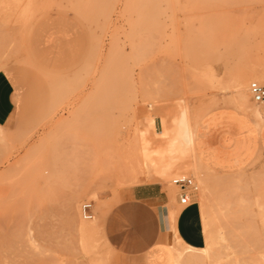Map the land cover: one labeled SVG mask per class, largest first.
Returning <instances> with one entry per match:
<instances>
[{"label": "rangeland", "instance_id": "1", "mask_svg": "<svg viewBox=\"0 0 264 264\" xmlns=\"http://www.w3.org/2000/svg\"><path fill=\"white\" fill-rule=\"evenodd\" d=\"M53 29L74 56L62 69L34 46ZM258 69L264 0H0V71L17 76L21 112L16 129L0 126V264H147L110 250L95 222L140 185L131 168L144 150L169 147L186 165L144 181L168 195V252L179 264H264V156L221 173L195 144L216 110L253 116L245 103L262 117L246 79ZM179 178L199 189L204 247L177 232Z\"/></svg>", "mask_w": 264, "mask_h": 264}, {"label": "crops", "instance_id": "2", "mask_svg": "<svg viewBox=\"0 0 264 264\" xmlns=\"http://www.w3.org/2000/svg\"><path fill=\"white\" fill-rule=\"evenodd\" d=\"M43 32L34 34L38 56L50 60L56 69L72 65L73 52L69 53L64 44L69 39L66 30L53 29L46 35ZM47 44L51 45L49 49ZM12 72L0 71V126L7 130H14L21 124L20 85ZM241 108L249 110L253 116L244 111L220 109L204 118L198 127L195 142L198 153L202 162L215 171H238L264 156V114L256 117V109L247 108L245 103ZM257 110L264 112V107ZM156 183L134 187L129 197L108 213L103 232L108 244L120 254L146 255L147 264H167L171 245L168 195ZM176 229L186 244L196 248L205 246L202 213L197 201L180 210Z\"/></svg>", "mask_w": 264, "mask_h": 264}, {"label": "bare ground", "instance_id": "3", "mask_svg": "<svg viewBox=\"0 0 264 264\" xmlns=\"http://www.w3.org/2000/svg\"><path fill=\"white\" fill-rule=\"evenodd\" d=\"M30 13H31V11H30ZM246 79L247 80H250V79L254 80L255 79L256 81L263 83L264 82V71H260V69L250 71L249 76H247ZM258 82H252V83H258ZM242 89H243V87H242ZM243 90H245V89H243ZM169 148L157 149L160 151L154 150L156 152H153L152 150L146 148V150H144V152H143L145 155V161L142 164L139 163V171L140 172L137 171L138 168L136 169V167L131 168L132 182L133 183L138 182L139 184H144L145 180H146V182L149 181L148 180L149 177L147 178V174H145V172L147 173L150 171L153 173V174L150 173L152 175L151 180H161L160 182H162V179L164 177H167L169 175V173H171L175 169H179V168L181 169L182 167H184L186 165V163H185L186 161L184 160L185 158H181L180 161L175 160L172 156L167 155ZM175 150L178 151L177 148H175ZM152 152L154 153V155H157V156H154L152 154ZM188 160H189V162L191 161L190 159H188ZM181 172H182V170H181ZM179 175H181V174H179ZM171 179H172V176H171ZM173 183H174V181H173ZM200 195H201V192H200L199 196ZM118 201H119V199L116 202H112L108 208L102 210L100 213L99 219H97L95 222L96 226L102 231L103 238L105 241V245L112 251H113V248L108 244L107 240L104 237L103 227H104V220H105L106 216L116 206ZM85 213H86V211H85ZM82 228H83L82 229L83 231H84V229L87 230V228L84 227V225L82 226ZM169 252H170V250H169ZM169 252H168L169 257H168L167 264H179L176 261L174 255L172 253H169Z\"/></svg>", "mask_w": 264, "mask_h": 264}, {"label": "built area", "instance_id": "4", "mask_svg": "<svg viewBox=\"0 0 264 264\" xmlns=\"http://www.w3.org/2000/svg\"><path fill=\"white\" fill-rule=\"evenodd\" d=\"M249 93L252 100L256 104L264 103V86L259 83H251L249 86ZM176 187L180 189L178 195V202L184 208H187L194 204V194L198 191L196 183L190 178H179L175 179L173 183ZM92 205L85 204L84 210L87 213L89 219L93 218Z\"/></svg>", "mask_w": 264, "mask_h": 264}]
</instances>
